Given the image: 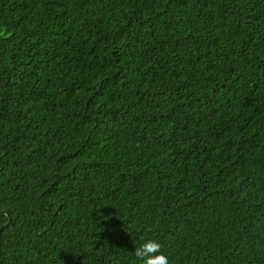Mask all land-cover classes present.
<instances>
[{
    "label": "trees",
    "instance_id": "obj_1",
    "mask_svg": "<svg viewBox=\"0 0 264 264\" xmlns=\"http://www.w3.org/2000/svg\"><path fill=\"white\" fill-rule=\"evenodd\" d=\"M0 230V264H264V0H0Z\"/></svg>",
    "mask_w": 264,
    "mask_h": 264
},
{
    "label": "clouds",
    "instance_id": "obj_2",
    "mask_svg": "<svg viewBox=\"0 0 264 264\" xmlns=\"http://www.w3.org/2000/svg\"><path fill=\"white\" fill-rule=\"evenodd\" d=\"M133 254L141 264H170L169 257L163 252V244L157 239H145Z\"/></svg>",
    "mask_w": 264,
    "mask_h": 264
},
{
    "label": "water",
    "instance_id": "obj_3",
    "mask_svg": "<svg viewBox=\"0 0 264 264\" xmlns=\"http://www.w3.org/2000/svg\"><path fill=\"white\" fill-rule=\"evenodd\" d=\"M2 229V228H1ZM1 231V230H0Z\"/></svg>",
    "mask_w": 264,
    "mask_h": 264
}]
</instances>
